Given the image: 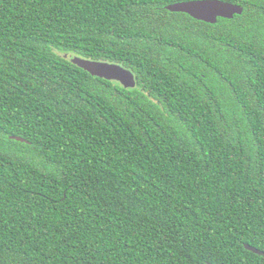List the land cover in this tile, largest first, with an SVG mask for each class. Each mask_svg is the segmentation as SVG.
<instances>
[{"label": "trees", "instance_id": "1", "mask_svg": "<svg viewBox=\"0 0 264 264\" xmlns=\"http://www.w3.org/2000/svg\"><path fill=\"white\" fill-rule=\"evenodd\" d=\"M178 1L0 0V264H264V0Z\"/></svg>", "mask_w": 264, "mask_h": 264}, {"label": "water", "instance_id": "2", "mask_svg": "<svg viewBox=\"0 0 264 264\" xmlns=\"http://www.w3.org/2000/svg\"><path fill=\"white\" fill-rule=\"evenodd\" d=\"M165 9L171 12L186 13L196 20L210 24L216 23L218 18L231 19L235 14H241L243 11L241 5L225 0L178 1L167 4ZM70 61L92 76L117 81L125 88H134L136 85L135 76L132 71L121 64L92 60L80 56H71ZM10 138L25 141L24 138L19 136H10ZM244 247L256 254H263V251L252 245L244 244Z\"/></svg>", "mask_w": 264, "mask_h": 264}]
</instances>
